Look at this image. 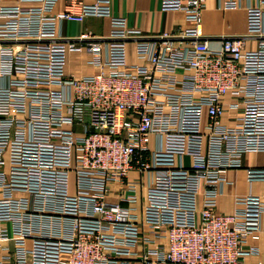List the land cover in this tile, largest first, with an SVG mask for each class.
<instances>
[{
    "label": "built area",
    "instance_id": "built-area-1",
    "mask_svg": "<svg viewBox=\"0 0 264 264\" xmlns=\"http://www.w3.org/2000/svg\"><path fill=\"white\" fill-rule=\"evenodd\" d=\"M17 1L0 5V264L257 254L247 241L264 230V195L216 208L227 171L264 152V0L247 7L243 36L222 37L200 29L206 0H161L189 25L155 35L129 28L109 0H65L62 11L60 0ZM90 16L108 17L109 33L58 32ZM73 51L96 71L68 72ZM246 178L264 181V166Z\"/></svg>",
    "mask_w": 264,
    "mask_h": 264
},
{
    "label": "crops",
    "instance_id": "crops-1",
    "mask_svg": "<svg viewBox=\"0 0 264 264\" xmlns=\"http://www.w3.org/2000/svg\"><path fill=\"white\" fill-rule=\"evenodd\" d=\"M93 2L94 0H85ZM115 15L125 18L129 28L139 30L143 34H160L173 32L180 28H186L189 21L180 10H162L161 0H109ZM229 0H206L202 11L200 29L206 36H243L247 31V7L259 4L258 0H238L237 8H226L225 3ZM17 0H0V5L17 4ZM65 7V0H60L56 6L57 11ZM86 31L94 35H107L110 31V19L108 17H87L81 22L64 21L59 25L58 32L65 37H77ZM211 45L217 46L218 42L213 38ZM247 48H255L254 39H246ZM89 56L85 52H70L67 58L66 69L75 75H84L96 70L88 64ZM134 57L130 58L133 62ZM225 122L228 123L227 118ZM264 166V152H249L242 157V167L230 169L226 176L228 183L223 186L222 194L218 198L217 211L230 214L239 207L235 199L247 194L264 195V181L255 180L249 182L246 178L247 167ZM121 203L126 205L125 201ZM141 200L138 202V211ZM253 221L256 218L252 217ZM247 245L256 246L258 253L246 256L245 264H257L264 258V230L258 240L248 239Z\"/></svg>",
    "mask_w": 264,
    "mask_h": 264
}]
</instances>
